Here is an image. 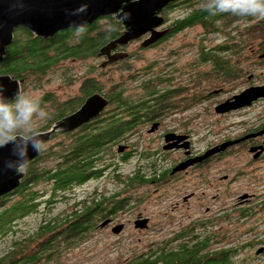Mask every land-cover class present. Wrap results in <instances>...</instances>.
I'll return each mask as SVG.
<instances>
[{
  "label": "trees",
  "instance_id": "obj_1",
  "mask_svg": "<svg viewBox=\"0 0 264 264\" xmlns=\"http://www.w3.org/2000/svg\"><path fill=\"white\" fill-rule=\"evenodd\" d=\"M206 2L207 0H174L168 3L160 14L164 18L165 27L170 29L151 44L141 46L142 49L157 45L176 31L200 26L199 42L193 46L197 51L196 57L188 65L186 78L182 82L181 79H176L183 76L185 70L183 72L181 68L171 67L174 61L160 63L154 60L142 68L143 72H139V69L130 70L128 77L116 81L111 79L109 84L85 75L81 79L78 95L63 101H57L52 93H45L41 97L42 106L46 109L45 104L50 102L53 110L47 123L38 127L40 130L48 129L54 121L74 111L93 93L104 96L107 104L96 117L76 127L75 131H54L50 134L44 143L54 137L56 142L36 153L29 160L28 170L19 183L0 195V234L9 228L13 217L34 207L36 186L49 185L58 196L67 199V193L76 186L88 179L97 178L105 174V170L118 165L115 161L117 157L123 160L127 154L133 153L132 144L126 143L133 130H140L145 124L161 119L176 108L182 110L208 98L209 96H201L197 92L203 91V87L196 90L202 80L228 82L243 78L246 74L245 80L250 82L252 77H257L254 73V68L258 67L256 64L264 65V18L238 19L229 14L211 17L203 11L202 6ZM174 7L181 8L182 15L170 19L167 12ZM84 25L86 31L82 35L77 36L73 27L69 26L45 38L34 36L23 26H16L11 41L5 46L0 61V74H8L12 79L21 80V84L31 76L37 82L36 78L60 60L97 56L98 47L116 37L122 30L120 21L112 15L97 17ZM218 39L222 42L204 45V41L210 44ZM172 52L173 55L179 53L178 49ZM130 56L131 53H128L126 57L109 64L120 62L125 66L124 62ZM199 65L207 68L199 69ZM243 66L248 67V71L241 76L237 75V71L242 70ZM127 67L121 68L125 70ZM261 79L264 81V74H261ZM132 83L136 88L129 91L128 85ZM190 88L192 91H188ZM115 145L116 148L121 145L123 149L127 146L130 150L116 153L113 150ZM151 170L149 167V174ZM147 171L136 169L125 175L122 180L124 186L120 189L102 193L93 191L84 199L73 202L69 210L40 223L33 233L15 241L10 249L0 255V264H60L64 253L81 244L98 229V221L113 217L124 209L129 203L124 189L146 181ZM50 200L52 199H48V202ZM187 228L188 225L175 233L173 238L181 240L177 246L167 248V242L163 241L159 246L131 256L121 264L228 263L229 252L226 249L211 247L207 244L209 236L199 239L194 234L189 235Z\"/></svg>",
  "mask_w": 264,
  "mask_h": 264
},
{
  "label": "rangeland",
  "instance_id": "obj_2",
  "mask_svg": "<svg viewBox=\"0 0 264 264\" xmlns=\"http://www.w3.org/2000/svg\"><path fill=\"white\" fill-rule=\"evenodd\" d=\"M167 15L170 19L178 17L182 15V10L174 7L167 12ZM200 33V26L187 27L174 32L168 39L159 42L157 45L142 49L140 46L141 38L132 40L124 48L125 51L131 53L127 62H124V65L128 66V69L125 70L121 68L125 66H122L123 63L120 62L114 65L107 63L98 67L100 62L104 60L102 56H90L80 59L66 58L60 60L59 63L54 64L39 78H36L37 82L32 80V76L27 77L25 83L20 84V92L39 96L40 98L45 93H52L57 101H63L78 95L81 79L85 75L93 76L101 82L109 84L108 81L111 79L116 81L128 77L134 69L143 72L142 68L148 66L154 60L160 63L162 61H174L171 67L181 68L183 72L185 70V74L176 79V81L181 79L182 82V79L186 78L188 65L195 60L197 51L193 46L198 44ZM220 39L212 41L210 44L204 41V45L221 43ZM185 44L192 45L183 46ZM181 46L183 47L181 48ZM177 49L179 53L173 55L172 51ZM253 60L255 61L254 58ZM256 65L258 67L254 68V73L257 77H252L250 82H246L245 76L228 82H220L215 79L209 80L210 82L202 80L196 90L203 87V91L197 92L201 96L207 95L206 97H209L198 101V103L191 101L193 104L188 107L183 105L182 110L176 108V110L169 112L160 119L162 121L161 127L166 130L188 131L187 133L192 136L193 151H198L214 141L218 136L217 132L222 130H227L226 133L235 132L252 126L264 110L263 102L257 103L243 112L226 117L215 116L211 104L226 98L242 87H246L247 83L255 85L264 82L261 79L264 65L261 63ZM198 68L205 70L207 67L199 65ZM174 73L176 75V72ZM135 86L134 83L128 85L129 91L134 90ZM218 88H222L219 93L217 92L219 91ZM50 104V102L45 104V110L49 114L53 110ZM46 123L47 120L43 123L36 121V126L43 127ZM226 124L229 125L225 126ZM148 128L149 126L144 125L139 128L140 130L136 129L130 133V140L126 143L132 144L133 153L127 154L123 160H119V157H117L115 161L118 165L105 170V174L94 179H88L83 184L76 186L70 193H67L69 195L67 199L58 196V193L53 192L49 185L36 186V194L33 200L34 207L13 217L9 228L0 234V255L10 249L15 241L33 233L40 223L69 210L71 208L70 204L84 199L91 195L93 191L102 193L120 189L123 185L124 176L132 173V171L136 169L147 171L149 167L151 170L149 163L151 164L153 160L160 164L158 169H163L168 163H172V161L182 156L179 152H169L167 155L157 152L152 153V149L160 148L161 141L156 134L148 133ZM226 133L223 132V134ZM55 142L56 138L54 137L48 140L45 145L48 147ZM116 146L113 147L114 152L120 153L116 151ZM116 172H119L118 176H115ZM150 172L152 173V170ZM146 173L149 174L148 171ZM199 176L196 170H190L185 175L171 180L162 181L161 179L155 182L146 180L124 189V194L129 197V203L113 216L114 223L112 224H122L121 230L118 233H112L110 231L112 225L106 227L107 224H105L98 227L81 244L64 253L60 264H121L131 256L145 253L149 249L159 246L163 241L167 242V248H173L181 242V240L173 238L180 228L188 225L186 231L189 235H197L198 232L204 231L197 228L195 219L199 215L206 216L204 213L206 206L209 207L210 211L207 214H215V219L219 220L218 225L222 226V231L227 233V229L235 228V244L237 246L241 247L240 243H243L246 239L245 235L240 238L239 234L245 233L249 227H256L257 231L263 233L264 221L261 223L260 221L264 220V206H262L264 204V163L261 164L255 174L236 180L235 185L232 186L233 189L230 190V196L243 191L254 193V199L257 201L256 206H252L251 220L246 223L238 222L232 214L230 215L233 219L222 217L223 213H219L218 210L219 203L211 198L213 189L209 185L203 187L199 182ZM200 190H204V196L201 195ZM195 191L197 193H194ZM191 192L194 193L193 197H189ZM224 193L226 195V192ZM50 198L52 200L48 202ZM224 202L226 204L230 203L228 200ZM232 209L236 210V208ZM137 213L147 218L146 227L137 229L133 226V220ZM207 230L210 229L207 228ZM208 244L214 247L212 240H209ZM243 254L240 253L239 257H242Z\"/></svg>",
  "mask_w": 264,
  "mask_h": 264
},
{
  "label": "water",
  "instance_id": "obj_3",
  "mask_svg": "<svg viewBox=\"0 0 264 264\" xmlns=\"http://www.w3.org/2000/svg\"><path fill=\"white\" fill-rule=\"evenodd\" d=\"M174 0H89L87 12L79 16L66 15L65 10L76 7L79 0H25V7L20 10H9L6 0H0V61L5 52V46L11 41L12 33L16 26H23L34 36L45 38L60 29H65L71 25L83 22H92L100 16L112 15L114 13H125V19L121 25V32L114 38L98 47L97 56H104L100 66L111 63L117 59L128 55L125 50H114L116 46H124L128 42L140 39V46H147L165 34L170 27L159 28L164 23V18L160 11L164 6ZM146 34V35H145ZM145 35V36H143ZM0 84L5 86L6 95L11 96L14 92L20 91L21 80L12 79L8 74H0ZM258 98H264V84L248 85L241 91L232 94L214 106V111L222 113L239 107L248 106ZM107 104V99L99 93L87 96L84 101L72 112L54 121L48 129L40 130L43 142H45L54 131H70L84 122L96 117ZM158 122H153L148 131H153ZM253 134H249L251 136ZM173 140V141H171ZM233 142V141H232ZM229 144L223 143L220 148ZM189 141L186 135L166 133L164 135L163 149L181 147L187 149ZM216 146L208 149L203 155L191 157L179 161L170 172L182 170L201 157L220 149ZM264 149V146H261ZM123 146L119 145L116 151L119 152ZM186 152V151H185ZM36 153H29V160ZM7 155V149H0V157ZM24 173H14L7 170L0 171V195L13 189ZM106 218L99 222L102 227L109 222ZM147 218L137 216L133 220L136 228L146 227ZM122 224L111 226L112 233H118Z\"/></svg>",
  "mask_w": 264,
  "mask_h": 264
},
{
  "label": "flooded vegetation",
  "instance_id": "obj_4",
  "mask_svg": "<svg viewBox=\"0 0 264 264\" xmlns=\"http://www.w3.org/2000/svg\"><path fill=\"white\" fill-rule=\"evenodd\" d=\"M161 12V11H160ZM166 24L163 23L159 28H163ZM146 35V34H145ZM143 35V36H145ZM124 46H116L114 50H124ZM249 52V51H248ZM104 59L105 57L102 56ZM117 59L115 61H118ZM112 63V62H111ZM248 71V67L243 66L242 70L237 71V75L241 76V74H245ZM264 74V72H263ZM170 75V74H169ZM246 76V74L244 75ZM264 84V82L260 83ZM248 85H252L247 83ZM246 86V87H247ZM245 88V87H244ZM222 88H218V93L221 91ZM243 87L236 92L232 93L235 94L241 91ZM189 89L188 91H190ZM216 92V91H214ZM231 94V95H232ZM231 95L227 96L226 98L230 97ZM224 98V99H226ZM223 98L218 100L215 103H212V111L215 116L217 117H226L230 116L235 113L243 112L248 108L254 106L257 103H264V98H258L253 101L248 106L239 107L233 110H228L222 113H218L214 111V106L224 100ZM262 114L258 117L256 123H254L250 127L242 128L241 130H237L235 132L226 133L227 130H222L221 132H217V138L208 143L207 145L203 146L198 151H193V143H192V136L187 133L188 131H177L173 129H163L162 121L160 119L152 120L150 123L145 125L150 127V124L154 122H158L157 127L153 131H148V133L156 134L161 141L160 148L152 149V153H162L167 155L169 152H179L182 156L172 163H168L163 169H158L160 164L156 161H152L151 169L152 174L146 175V180L150 182L155 181H162L168 179H174L185 175L190 170H196L199 176V182L204 187L209 185L213 192L211 194V198L219 203V213H223L222 217H227L229 219H233L232 215L235 216V219L238 222L246 223L251 220V208L252 206H256L255 203L257 202L254 199V193H247L245 191L237 193L234 196H230V190H232V186H234L236 180H240L241 178L255 174V172L260 168L261 164L264 163V149L261 146H264V110H262ZM220 122V121H216ZM229 124H226L227 126ZM78 128V127H77ZM76 128L70 130L75 131ZM226 133V134H223ZM166 133H174L179 135H186V140L189 141V146L187 149L181 147H172L170 149H163L162 145L164 144V135ZM249 134H253L248 136ZM173 141V140H171ZM233 141V142H232ZM226 146L220 148V145L223 143H227ZM216 146L220 148L205 157H201L199 160H196L192 164L186 166L182 170L170 172L171 168L177 164L179 161L189 159L191 157H198L203 155L208 149ZM129 147H124L123 152L129 151ZM186 151V152H185ZM226 192V195L225 193ZM194 193H197L195 191ZM193 192L190 193L189 197H193ZM201 195L204 196V190H200ZM210 197V195H209ZM186 201V199H184ZM230 201V203L226 204L224 201ZM264 206V204L262 205ZM232 208H236L232 209ZM232 210L231 212H228ZM204 215H199L195 219V223L197 228H200L204 231L198 232L196 237L198 236L199 239H204L205 236H209L207 240L213 241V248L222 247L229 252L228 263L227 264H264V231L263 233L257 231L256 227H249L245 233L239 234L241 238L242 235L246 236V239L243 243H240V246L235 244L236 242V233L235 228L231 227L226 231H222V226L218 225L219 220L215 219V214L209 215V207L206 206L204 209ZM232 214V215H230ZM137 216L143 217L140 213H137ZM109 220L107 226H110L114 223V217H106ZM105 218V219H106ZM101 219L98 222H101ZM264 220L260 221L263 222ZM257 223V222H256ZM206 228V229H204ZM207 228L210 230L208 231ZM138 229V228H137ZM206 239V238H205ZM208 244V242H207ZM243 252H245L243 254ZM240 253L243 254L242 257H239Z\"/></svg>",
  "mask_w": 264,
  "mask_h": 264
},
{
  "label": "clouds",
  "instance_id": "obj_5",
  "mask_svg": "<svg viewBox=\"0 0 264 264\" xmlns=\"http://www.w3.org/2000/svg\"><path fill=\"white\" fill-rule=\"evenodd\" d=\"M9 10L25 7V0H6ZM89 0H79L76 7L66 9V15L79 16L87 12ZM203 11L211 17L229 14L238 19L264 18V0H207ZM122 23L127 19L125 13H114ZM77 36L85 31L83 22L71 25ZM49 112L42 106L39 96L20 91L6 95L5 86L0 84V149H7V155L0 157V171L26 173L29 153L45 150L40 129L36 121L43 123L49 119Z\"/></svg>",
  "mask_w": 264,
  "mask_h": 264
}]
</instances>
